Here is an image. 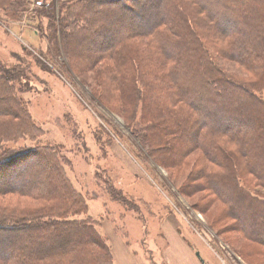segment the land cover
Instances as JSON below:
<instances>
[{
    "label": "rangeland",
    "instance_id": "1",
    "mask_svg": "<svg viewBox=\"0 0 264 264\" xmlns=\"http://www.w3.org/2000/svg\"><path fill=\"white\" fill-rule=\"evenodd\" d=\"M74 1L0 0V77L21 113L20 117L0 118V154L7 153L3 157L6 160L13 153L36 147L55 151L69 185L87 206L86 216L109 247L111 264H194L195 260L200 264H264V246L238 232L250 231L253 223L236 224L224 203L206 190L202 170L207 167L219 176L225 173L207 164L197 151L170 168L158 165L134 132L142 123L141 106L132 98L122 97L126 93L122 88L109 91L104 72L109 65L97 62L86 67L65 54L59 22L62 19L61 23H66L65 7ZM158 1L129 3L140 14L138 18L125 15L124 20L147 23L149 15L158 11ZM94 8L95 12L103 9ZM228 15L229 20L220 21L223 30L218 20L210 24V35L196 28L210 65L230 80L264 88V80L257 73L246 72L224 56V52L231 53L227 48L230 40L222 38L221 32H244L237 16ZM101 16L108 17L103 21ZM101 16L91 31L98 34V50L106 39L119 34V28L111 24L121 18L116 10ZM104 27L108 28L106 34L100 31ZM231 38L237 39L234 35ZM75 44L72 50L77 58L90 56ZM155 87L160 92L161 86ZM259 94L264 99V91ZM216 102L227 110L247 113L248 103L243 99L236 105L231 97L225 103ZM113 104L125 106L126 112L119 114ZM207 112L210 115L212 111ZM22 119L25 127H20ZM255 119L256 114L251 118L252 128ZM6 123L12 129L3 131ZM227 150L236 152L231 146ZM5 160L0 164V180L4 170H13L10 181L22 178L26 171L34 174L30 165L34 162L6 166L9 161ZM46 164L43 161L40 165ZM241 176L244 185L264 199V189L250 175ZM43 205L11 193L0 195L3 208L31 210ZM233 215L240 217L239 212Z\"/></svg>",
    "mask_w": 264,
    "mask_h": 264
},
{
    "label": "trees",
    "instance_id": "2",
    "mask_svg": "<svg viewBox=\"0 0 264 264\" xmlns=\"http://www.w3.org/2000/svg\"><path fill=\"white\" fill-rule=\"evenodd\" d=\"M137 1L75 0L69 4L63 19L66 23H61L62 19L59 22L65 54L81 60L86 67H94L97 62L109 65L104 70L109 91L122 88L126 92L122 97L132 98L141 106L142 123L134 132L158 165L170 168L197 151L207 164L225 173L219 176L207 167L202 170L206 190L224 203L236 224L253 223L250 231L238 232L264 246V199L244 185L241 176L250 175L264 189V99L259 94L264 88L230 80L212 68L196 29L210 35V24L229 20V12L236 15L244 32H221L222 38L230 40L227 48L231 53L224 52V56L264 80V0H159L158 11L149 15L147 23L125 21V15L139 17L140 12L129 6ZM94 7L103 9L95 12ZM113 10L121 15L117 24H111L119 28V34L106 39L98 50V34H91L92 25ZM107 29L100 31L106 34ZM231 35L237 39L232 40ZM75 42L90 56L77 58L72 50ZM92 48L98 55L90 51ZM156 84L161 86L160 92L155 90ZM0 91V118L20 117L1 77ZM228 97L234 105L245 100L247 113L217 104L218 100L225 103ZM181 104L183 107H178ZM113 105L119 114L126 112L125 106ZM208 110L212 111L210 115ZM255 114L258 119L252 128ZM25 126L22 119L20 127ZM9 129V123L2 127L3 131ZM230 146L235 153L227 150ZM28 151L13 153L6 160L3 157L7 153L0 154V164L9 161L6 166L34 162L30 164L34 174L26 171L19 180L15 177L10 181L13 170H4L0 195L11 193L44 205L31 210L0 206V264H111L109 247L86 216L87 206L69 185L56 152L37 147ZM43 161L46 166L40 165Z\"/></svg>",
    "mask_w": 264,
    "mask_h": 264
},
{
    "label": "crops",
    "instance_id": "3",
    "mask_svg": "<svg viewBox=\"0 0 264 264\" xmlns=\"http://www.w3.org/2000/svg\"><path fill=\"white\" fill-rule=\"evenodd\" d=\"M195 260V259H194ZM194 264H200L197 260L193 261Z\"/></svg>",
    "mask_w": 264,
    "mask_h": 264
},
{
    "label": "water",
    "instance_id": "4",
    "mask_svg": "<svg viewBox=\"0 0 264 264\" xmlns=\"http://www.w3.org/2000/svg\"><path fill=\"white\" fill-rule=\"evenodd\" d=\"M201 263H202V264H205V263H203L202 261H201Z\"/></svg>",
    "mask_w": 264,
    "mask_h": 264
}]
</instances>
